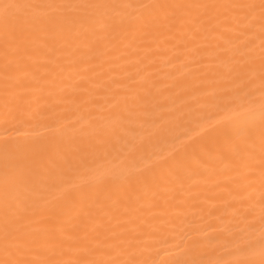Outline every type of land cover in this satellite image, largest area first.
I'll list each match as a JSON object with an SVG mask.
<instances>
[{"label":"snow or ice","instance_id":"obj_1","mask_svg":"<svg viewBox=\"0 0 264 264\" xmlns=\"http://www.w3.org/2000/svg\"><path fill=\"white\" fill-rule=\"evenodd\" d=\"M0 264H264V0H0Z\"/></svg>","mask_w":264,"mask_h":264}]
</instances>
